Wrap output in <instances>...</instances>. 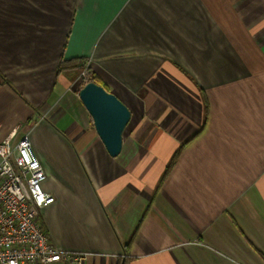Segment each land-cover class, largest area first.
I'll list each match as a JSON object with an SVG mask.
<instances>
[{"label": "crops", "instance_id": "1", "mask_svg": "<svg viewBox=\"0 0 264 264\" xmlns=\"http://www.w3.org/2000/svg\"><path fill=\"white\" fill-rule=\"evenodd\" d=\"M63 59L91 63L130 110L118 157L98 135L68 137L82 128ZM191 78L209 120L154 194L204 121ZM12 133L37 146L55 198L40 222L59 251L264 264V0H0V142Z\"/></svg>", "mask_w": 264, "mask_h": 264}, {"label": "built area", "instance_id": "2", "mask_svg": "<svg viewBox=\"0 0 264 264\" xmlns=\"http://www.w3.org/2000/svg\"><path fill=\"white\" fill-rule=\"evenodd\" d=\"M46 179L29 135L0 142V264H85L87 254L59 251L40 222L55 201L43 189Z\"/></svg>", "mask_w": 264, "mask_h": 264}, {"label": "water", "instance_id": "3", "mask_svg": "<svg viewBox=\"0 0 264 264\" xmlns=\"http://www.w3.org/2000/svg\"><path fill=\"white\" fill-rule=\"evenodd\" d=\"M79 98L92 117L108 154L118 157L123 149L124 131L131 119L130 110L116 95L94 82L81 89Z\"/></svg>", "mask_w": 264, "mask_h": 264}, {"label": "rangeland", "instance_id": "4", "mask_svg": "<svg viewBox=\"0 0 264 264\" xmlns=\"http://www.w3.org/2000/svg\"><path fill=\"white\" fill-rule=\"evenodd\" d=\"M81 60V59H80ZM65 61H70V60H65ZM64 62V59L61 60L60 64H59V68H58V73H60L61 71H68V70H71V71H76V73H78V75L75 77V75H72V84L71 86L69 87V94L70 96L72 97L73 101H74V108H76V115L78 116V118L80 119V127L82 129H80L79 131H73L72 134L68 135V137L70 136H74V135H92V136H97V132L95 130V127H94V123H93V120H92V117L90 116V114L88 113V111L86 110V108L84 107V105L82 104L80 98H79V93L81 91V89L88 83L90 82H94V83H97V84H102L101 86L105 87L107 89L108 85L102 80L101 77L99 76H96L95 72L91 69V63H89L88 61L86 60H83L84 63H69V62H66V64L62 65L61 63ZM75 77V78H74ZM191 80L194 82V84L199 88V92L201 94V97H202V100H203V104H204V116H205V105L208 101L207 99V95L205 93V89L202 87L201 84H199L198 82H196V80H194L193 78H191ZM207 100V101H206ZM209 103V101H208ZM209 107H210V104H209ZM210 114V112H209ZM209 120V119H208ZM77 122V121H76ZM78 123V122H77ZM208 123V122H207ZM207 126V125H206ZM206 126L204 127L203 126V123L202 125L200 126V128L198 129L197 132H195L194 134H192L190 137H188L179 147V157L181 156L182 152L185 150V148L192 142H190L189 144L185 145L190 139H192V137L194 135H197V134H200L205 130ZM77 133H80V134H77ZM98 137V136H97ZM73 138V137H72ZM74 140H77V139H72ZM71 143L72 146L74 147L77 146L78 144L77 143ZM136 145V144H135ZM134 145V147H135ZM35 146V149L37 150V146ZM177 149V150H178ZM176 150V151H177ZM175 151V152H176ZM177 152V153H178ZM176 153V154H177ZM175 154V153H174ZM173 154V156H174ZM172 156V157H173ZM171 157V159H172ZM171 159L169 160V162L167 163V166L164 170V172L162 173L161 177H160V180L156 186V189H155V192L154 194L156 193H159V191L161 190V187L163 186V184L165 183V181L167 180V178L169 177V175L171 174V172L173 171V169L170 171V173L168 174V176L166 177V179L163 181V177H164V174L166 173L167 171V167L169 166L170 164V161ZM179 159V158H178ZM178 161V160H177ZM177 164V162H176ZM44 166V165H43ZM175 167V166H174ZM136 230H139V226L136 227ZM189 239H186L185 241H187ZM186 246H189V245H194V246H199V245H203L204 247L206 248H210V249H214V246L212 244H209L208 241L203 240L202 239H193L186 242ZM255 250V248H253Z\"/></svg>", "mask_w": 264, "mask_h": 264}, {"label": "trees", "instance_id": "5", "mask_svg": "<svg viewBox=\"0 0 264 264\" xmlns=\"http://www.w3.org/2000/svg\"><path fill=\"white\" fill-rule=\"evenodd\" d=\"M66 62H69L70 64L71 63H84L83 62V59H73V60H70V61H64L62 62L61 64L64 65L66 64ZM99 85H102V84H99ZM207 101V100H206ZM209 112H210V107H209V103L207 101L206 105H205V116H204V121H203V126L205 127L207 125V122H208V119H209ZM200 134H197V135H194L192 137V139H190L185 145L189 144L191 141L195 140ZM180 149V148H179ZM179 149L175 152L174 156L172 157L171 161H170V164L169 166L167 167V171L166 173L164 174V177H163V181L166 179V177L168 176V174L170 173V171L174 168V166L176 165V162L179 158ZM181 150V149H180ZM178 152V153H177ZM177 153V154H176ZM142 221V220H141ZM137 232L138 230H136L135 234L133 235V237L131 238L130 242L127 244L126 248L128 249L131 245V243L133 242L134 240V237L137 235Z\"/></svg>", "mask_w": 264, "mask_h": 264}]
</instances>
